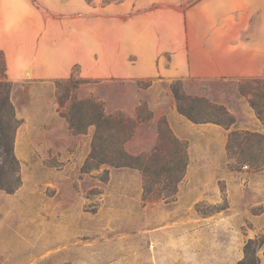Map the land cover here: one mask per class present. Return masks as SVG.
I'll list each match as a JSON object with an SVG mask.
<instances>
[{
	"label": "rangeland",
	"instance_id": "obj_1",
	"mask_svg": "<svg viewBox=\"0 0 264 264\" xmlns=\"http://www.w3.org/2000/svg\"><path fill=\"white\" fill-rule=\"evenodd\" d=\"M78 71L53 80L7 77L19 125L10 140L16 164L8 158L1 178L14 183L18 177L19 186L13 192L0 190V264H264V123L241 91L248 82L264 81V72L157 83L150 78H83ZM179 86L186 94L223 105L235 119L224 126L228 134L261 136L239 137L237 142L249 148L243 162L234 161L227 150L220 154L217 142L205 138L191 145L189 154L188 142L173 143L159 121L167 154L174 155L176 147L184 160L173 192L152 177L151 198L144 197L145 182L136 168L82 170L86 137L80 134L87 130L81 131L77 116L72 118V103L101 100L107 110L125 114L138 103L144 120L152 114L149 106L165 100L147 90L173 94ZM149 125L139 124L140 140L125 148L129 153L152 137ZM18 139L24 159L16 154ZM13 165L17 172L11 171Z\"/></svg>",
	"mask_w": 264,
	"mask_h": 264
},
{
	"label": "crops",
	"instance_id": "obj_2",
	"mask_svg": "<svg viewBox=\"0 0 264 264\" xmlns=\"http://www.w3.org/2000/svg\"><path fill=\"white\" fill-rule=\"evenodd\" d=\"M0 50L6 75L15 81L70 78L76 67L83 78L157 83L259 76L264 72V0H0ZM147 91L165 97L148 107V119L140 117L138 103L126 114L121 110L135 121L126 149L140 140L139 124L152 129V137L131 154L154 149L159 121L173 138L188 142L189 154L202 138L216 141L218 152H225L227 128L192 122L178 111L168 89ZM93 132L89 125L80 134L86 137L83 159ZM15 150L24 159L19 139Z\"/></svg>",
	"mask_w": 264,
	"mask_h": 264
},
{
	"label": "trees",
	"instance_id": "obj_3",
	"mask_svg": "<svg viewBox=\"0 0 264 264\" xmlns=\"http://www.w3.org/2000/svg\"><path fill=\"white\" fill-rule=\"evenodd\" d=\"M0 70L2 72L0 76V190L13 192L19 186V178L17 177L14 183H9L4 181L1 176L5 175L3 163L8 158H11L14 165L16 164L10 152V140L19 125V121L15 117L10 102V81L7 80L5 58L1 50ZM253 82L254 85L248 82L246 84L247 89L241 91L243 95H246L249 105L254 109L258 118L264 123V81L255 80ZM172 91L178 111L194 123L212 122L229 127L235 121L223 105H218L203 96L186 94L180 90V86L172 88ZM69 110L72 113V118L77 116V120L82 123L81 131L85 132L89 125H94L90 151L82 165L83 171L88 172L101 165L113 168H136L143 175L145 182L144 197L148 199L151 198L147 195L151 194L148 184L152 177L160 179L163 185L172 188V192L175 190L176 183L182 177L184 160L178 156L179 150L176 147L172 150L174 155L167 154V144L163 142L161 131H159L161 140L152 151L134 155L124 147V143L135 129V121L132 118L121 111L107 110L105 103L101 100H81L79 103H72ZM242 134L246 140L255 136L261 137L256 133L246 131L242 133L235 130L229 132L226 150L229 156L234 157V161L238 163L243 162L244 153L249 149H245L242 144L237 142ZM169 136L173 143L178 142L171 135ZM14 165L11 171L17 172ZM107 171L104 169V173Z\"/></svg>",
	"mask_w": 264,
	"mask_h": 264
}]
</instances>
